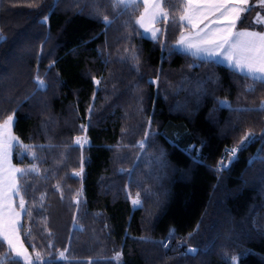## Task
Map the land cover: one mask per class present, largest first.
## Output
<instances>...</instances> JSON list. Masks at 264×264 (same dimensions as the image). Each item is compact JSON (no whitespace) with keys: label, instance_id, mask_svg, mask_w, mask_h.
I'll list each match as a JSON object with an SVG mask.
<instances>
[{"label":"trees","instance_id":"trees-1","mask_svg":"<svg viewBox=\"0 0 264 264\" xmlns=\"http://www.w3.org/2000/svg\"><path fill=\"white\" fill-rule=\"evenodd\" d=\"M185 4L165 0L169 19L152 39L136 23L141 1L121 12L111 0H0V123L13 117L14 167L38 169L18 179L30 216L14 196L31 256L264 264V84L176 48ZM247 9L237 28L264 30L261 0ZM249 133L217 170L224 148ZM167 238L197 252L165 249ZM14 256L0 238V260Z\"/></svg>","mask_w":264,"mask_h":264},{"label":"snow or ice","instance_id":"snow-or-ice-1","mask_svg":"<svg viewBox=\"0 0 264 264\" xmlns=\"http://www.w3.org/2000/svg\"><path fill=\"white\" fill-rule=\"evenodd\" d=\"M111 2L113 8L121 12H126L129 8L138 7L140 4V0H111ZM142 2L144 12L141 13L136 23L144 28L145 32L150 31L152 39H158L157 33H161L162 30L154 27L151 29L147 28L145 21L155 23L169 19V13L164 11L163 8L165 0H142ZM237 3L246 6L248 0H237ZM261 6L264 7V0H261ZM202 7L206 8L209 14L216 16L221 22H225L224 26L213 29L209 25H205V28L200 29L196 33L195 40L188 39L181 33L177 44L185 51L192 52L193 55L203 54L208 58L223 57L230 68L245 73L254 82L258 81L264 84V32L234 31L236 22L240 19V13L248 9L246 7H236L230 4L229 0H204L202 5L194 8L191 0H188V3L183 5L185 15L179 18L181 26H183V21L185 20L188 23L192 22V16L188 14L189 12H200ZM46 19L47 17H45ZM203 19H207V15ZM257 19L258 22H261L259 17ZM103 20L106 25L112 23L108 16H104ZM171 22H177L175 17H172ZM133 59L137 63L139 62L138 57L133 56ZM37 86L38 88L46 87L44 82L39 79H37ZM247 91H254V89L249 87ZM261 109L264 110V102L261 104ZM12 122L13 117L9 116L4 121V124L0 125V238L7 243L10 253H15L12 264H51V261L56 258L63 259L65 253L60 252L57 257L45 259L39 252H36L33 257L27 253V250L22 245H19L18 232L20 225L18 218L20 212H17L15 207H13V197H19L18 207L20 211L26 212L30 216L31 213L26 208L25 200L20 195L21 185L18 183V179L34 173L38 169L35 166L31 168L9 167L7 176H4V164L9 160L11 149L14 146L13 141L17 144L19 143L18 139L10 134H7L6 137L7 129ZM252 139L253 134H246L240 144L229 149L228 152L235 158L236 153L243 150L245 145ZM83 143H87V140L80 137L76 139V144L82 145ZM140 146L143 148V140L140 142ZM21 147L25 152L31 151V146L21 145ZM193 151H195L194 146ZM33 158H35V153H33ZM220 167H225L223 161L220 162ZM82 173L83 164H81L80 171L76 172L75 175L80 176ZM139 203L138 199L133 201L134 205ZM32 247L35 249V246ZM188 252L195 253L197 249L189 247ZM0 264H4V260H0ZM89 264H92V262H89Z\"/></svg>","mask_w":264,"mask_h":264},{"label":"crops","instance_id":"crops-1","mask_svg":"<svg viewBox=\"0 0 264 264\" xmlns=\"http://www.w3.org/2000/svg\"><path fill=\"white\" fill-rule=\"evenodd\" d=\"M142 2V0H140ZM186 1V4L188 3V0H185ZM204 2V0H191V3L193 5V7L195 8L196 6H200L202 5ZM229 3L232 4V5H235L236 7H246L248 8L249 6V0H248V4L246 6L244 5H240L237 3V0H229ZM143 4V2H142ZM144 12V7L142 9V12ZM244 12V11H243ZM243 12L240 13V18L242 17L243 15ZM189 15L192 16V22L191 23H188L187 20L183 21L184 25L186 26V29L182 32L184 34V36L188 39H192V40H195L196 39V33L200 30V29H203L205 28V25H209L211 28L215 29V28H221L224 26V23L225 22H221L220 20L217 19L216 16H213L211 14H209L207 12V9L206 8H201V11L200 12H189L188 13ZM141 15V14H140ZM139 15V16H140ZM185 15V13H184ZM207 15V19H203V17ZM218 15V14H217ZM260 18L261 19V22H258V19L257 18ZM139 18V17H138ZM240 20V19H239ZM239 20L236 22V28L234 29V31H253V32H264V30H256V29H252V28H237V23L239 22ZM254 20L256 21V23L258 24V26H261V27H264V12H261V11H258L255 16H254ZM156 23H149L147 20L145 21V26L149 29L151 28H157L156 26ZM139 25V24H138ZM139 28L141 30V34L144 36V37H147V38H151V32H145V29L140 27L139 25ZM181 36V34H180ZM180 36L179 38L177 39V41L180 39ZM177 41L175 43V46L178 50L182 51V52H185V53H188V54H191L192 56H195L197 58H201V59H208V60H214L220 64H223V65H226L228 66L227 62L223 59V57H220V56H217V57H212V58H208L206 56H204L203 54H200V55H193L192 52L190 51H185L181 46H179L177 44ZM229 67V66H228ZM235 70V69H234ZM238 71V70H236ZM240 72V71H238ZM242 73V72H240ZM245 74V73H243ZM14 144V143H13ZM9 167H14V165L12 164V161H11V153H10V157H9V160L8 162H5L4 164V176H5V173L8 171ZM15 168V167H14ZM13 207H14V203H13ZM17 211V210H16ZM18 212V211H17ZM20 215H19V224H20Z\"/></svg>","mask_w":264,"mask_h":264},{"label":"built area","instance_id":"built-area-1","mask_svg":"<svg viewBox=\"0 0 264 264\" xmlns=\"http://www.w3.org/2000/svg\"><path fill=\"white\" fill-rule=\"evenodd\" d=\"M235 146H232V147H225L220 158H219V161L216 165V168L217 170L221 171L223 170L224 168L227 167V164L230 163L231 159L233 158L230 154V152H228L229 149L233 148ZM237 154V153H236ZM223 161L225 167L221 168L220 167V162ZM175 243V247L179 250H182V249H185L187 251V249L189 247H191L190 245H187L186 242H183L181 240H178L176 242H173V239L171 238H167L164 243H163V246L165 249H170L171 245Z\"/></svg>","mask_w":264,"mask_h":264},{"label":"rangeland","instance_id":"rangeland-1","mask_svg":"<svg viewBox=\"0 0 264 264\" xmlns=\"http://www.w3.org/2000/svg\"><path fill=\"white\" fill-rule=\"evenodd\" d=\"M255 24V23H254ZM7 120V119H6ZM5 120V121H6ZM4 124V121L2 123H0V125H3ZM12 125H13V122L11 123V125L9 126V128L7 129V133H6V137H7V134H10L11 136H14L13 133H12ZM80 138L82 139H86V137L84 135L82 136H79ZM78 138V137H77ZM76 138V139H77ZM87 140V139H86ZM13 143H15V141H13ZM75 144H76V140H75ZM87 143H83L82 145L80 144H76V145H79V146H84L86 145ZM8 174V171L5 173V177L7 176ZM136 200V199H133V201ZM13 203H14V197H13ZM18 237H19V245H22L24 249L27 250V248L23 245L22 241H21V238L19 236V232H18ZM27 253L30 255L29 251L27 250ZM15 255V253H13Z\"/></svg>","mask_w":264,"mask_h":264},{"label":"water","instance_id":"water-1","mask_svg":"<svg viewBox=\"0 0 264 264\" xmlns=\"http://www.w3.org/2000/svg\"><path fill=\"white\" fill-rule=\"evenodd\" d=\"M229 166H230V163L227 164V167H229ZM193 248H196V247H193ZM196 249H197V248H196ZM187 253H188V254H195L196 252H195V253H190V252H188V249H187Z\"/></svg>","mask_w":264,"mask_h":264}]
</instances>
